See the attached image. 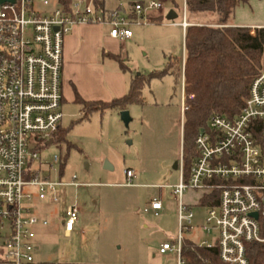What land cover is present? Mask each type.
I'll return each mask as SVG.
<instances>
[{"label": "built area", "instance_id": "obj_1", "mask_svg": "<svg viewBox=\"0 0 264 264\" xmlns=\"http://www.w3.org/2000/svg\"><path fill=\"white\" fill-rule=\"evenodd\" d=\"M95 2L72 0L67 7L61 0H15L0 5V249L5 264L39 263L34 256L37 229L49 221L33 213V201L57 203L65 188L80 186L76 177L68 181L61 175L59 154L45 159L40 151L62 126L66 36L78 25L102 24L111 37L124 41L133 36L130 24L146 9L164 7L163 0L137 3L127 15L119 9H97ZM176 24L185 32L192 25L188 0H183L182 21ZM260 28L250 27L251 33L256 35ZM193 99L194 94L185 91L183 63L182 118ZM195 143L197 154L188 177L182 153L180 181L170 186L178 202L179 233L159 251L175 253L177 264H185L183 234L192 229L195 214L184 194L202 191L204 199L218 191L213 200L217 204L205 205L203 226L207 234L216 233L215 241L201 245H217L224 263L249 264V244H264V66L240 113L212 116ZM126 175L125 185H135V171L128 169ZM162 207L158 199L149 205L156 214ZM81 213L77 202L66 207L62 224L67 236Z\"/></svg>", "mask_w": 264, "mask_h": 264}, {"label": "rangeland", "instance_id": "obj_2", "mask_svg": "<svg viewBox=\"0 0 264 264\" xmlns=\"http://www.w3.org/2000/svg\"><path fill=\"white\" fill-rule=\"evenodd\" d=\"M138 1L147 5L152 0H105V4L115 8L122 3L129 8ZM163 2V10L146 9L138 22L133 21L132 39L120 42L121 56L129 70L123 71L116 60L107 57L105 68L116 71L119 66L130 78L161 71L169 57H178L181 77L176 81L173 74L166 73L150 78L143 89L145 104L127 108L131 116L128 125L120 110H94L86 116L79 104L63 105L62 126L68 129L67 138L74 144L64 178L71 181L76 177L80 186L65 188L57 203L37 198L33 201V213L49 221L48 226L37 229L40 249L34 253L36 260L57 264H177L175 253L159 250L162 243L175 241L179 233L178 202L170 186L179 183L181 176L180 168L174 165L183 153L185 34L181 26L171 24L182 21L183 0ZM172 10L176 18H172ZM189 17L192 24L216 23L207 12ZM232 21L251 26L264 23V0L241 3ZM64 84V94L70 99L72 84L65 79ZM40 151L43 158L52 159L66 151V144H43ZM129 168L136 174L133 186L123 185ZM202 197V191L189 189L183 198L195 214L192 229L183 236L197 244L214 242L216 237V233L207 234L203 229L207 208L201 204ZM154 199L163 204L158 214L149 208ZM74 202L82 213L74 232L66 237L62 221L66 207Z\"/></svg>", "mask_w": 264, "mask_h": 264}, {"label": "trees", "instance_id": "obj_3", "mask_svg": "<svg viewBox=\"0 0 264 264\" xmlns=\"http://www.w3.org/2000/svg\"><path fill=\"white\" fill-rule=\"evenodd\" d=\"M67 7L72 0H61ZM249 0H188V14L210 13L215 24H192L186 29L184 82L185 91L194 94L192 107L185 112L183 123L184 173L188 177L192 161L196 156V138L202 128L214 115L232 118L243 109L250 94L253 80L264 66V27L257 29L256 35L250 27L233 24L236 8ZM96 8L107 11L105 0H96ZM190 19V17H189ZM119 63L123 71L129 67L119 55H110ZM178 57H169L161 71L149 75H134L130 79L128 92L110 102L87 101L76 91L74 103L81 105L86 116L94 111L124 110L132 104H145L143 89L152 77H162L166 73L181 77ZM65 99H63V105ZM68 129L63 126L54 135V143H65L66 151L60 153L61 175L74 144L67 138ZM219 192L202 199V205H216ZM249 264H264V244H249ZM182 256L185 264H227L219 256L217 245L208 248L184 238ZM0 264H5L0 259ZM38 264H57L39 262ZM60 264V263H59Z\"/></svg>", "mask_w": 264, "mask_h": 264}, {"label": "crops", "instance_id": "obj_4", "mask_svg": "<svg viewBox=\"0 0 264 264\" xmlns=\"http://www.w3.org/2000/svg\"><path fill=\"white\" fill-rule=\"evenodd\" d=\"M137 3L143 4L142 1H138L129 8L122 3L115 8H106L107 10L119 9L124 14L132 15L134 13V6ZM161 10H163V8ZM176 23L173 22L171 24L179 25ZM233 24L252 27L251 24L242 22H233ZM253 25L256 27H264V23ZM184 34L186 38L185 30ZM132 37L124 41L131 40ZM185 38L182 60L185 59ZM124 41L111 37L109 34V27L102 24H81L76 26L73 31L66 36L64 43L63 94L66 88L64 79L65 83L69 81L70 84H72L73 93L70 99L64 94V104L75 101L76 91L87 101L105 102H110L114 98L122 97L128 92L131 77L128 78L126 74L121 71L119 66L116 71L106 70L105 68V66H107L105 61L106 57L112 58L110 56L111 54L121 56L119 46L121 44L120 42ZM65 236L70 237L71 235L67 236L65 234ZM39 249L40 245L37 244L36 251L38 252Z\"/></svg>", "mask_w": 264, "mask_h": 264}, {"label": "water", "instance_id": "obj_5", "mask_svg": "<svg viewBox=\"0 0 264 264\" xmlns=\"http://www.w3.org/2000/svg\"><path fill=\"white\" fill-rule=\"evenodd\" d=\"M6 2H15V0H0V5L3 4V3H6ZM171 16H172V18H176L177 17V13H175L174 11H171ZM121 118H122V120L124 121L125 124L128 125L130 123L131 116H130V112H129L128 109L121 110ZM54 142H55L54 138H51V139H49L47 141V145L53 144ZM109 166H110L109 163H106V168L107 169H109ZM174 167L176 169H178V167H179V161H176L175 162ZM254 216L257 217L258 214L256 213V214H254Z\"/></svg>", "mask_w": 264, "mask_h": 264}]
</instances>
